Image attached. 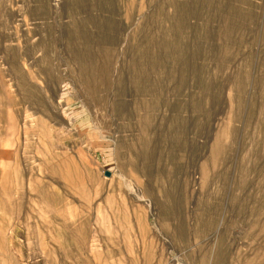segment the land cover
Listing matches in <instances>:
<instances>
[{"label":"rangeland","instance_id":"rangeland-1","mask_svg":"<svg viewBox=\"0 0 264 264\" xmlns=\"http://www.w3.org/2000/svg\"><path fill=\"white\" fill-rule=\"evenodd\" d=\"M0 264H264V0H0Z\"/></svg>","mask_w":264,"mask_h":264},{"label":"water","instance_id":"water-1","mask_svg":"<svg viewBox=\"0 0 264 264\" xmlns=\"http://www.w3.org/2000/svg\"><path fill=\"white\" fill-rule=\"evenodd\" d=\"M108 174V171H105V175H107Z\"/></svg>","mask_w":264,"mask_h":264}]
</instances>
